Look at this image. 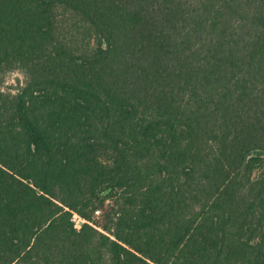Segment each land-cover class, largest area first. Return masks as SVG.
<instances>
[{
    "label": "trees",
    "instance_id": "16d2710c",
    "mask_svg": "<svg viewBox=\"0 0 264 264\" xmlns=\"http://www.w3.org/2000/svg\"><path fill=\"white\" fill-rule=\"evenodd\" d=\"M0 264H264V0H0Z\"/></svg>",
    "mask_w": 264,
    "mask_h": 264
},
{
    "label": "rangeland",
    "instance_id": "374dc122",
    "mask_svg": "<svg viewBox=\"0 0 264 264\" xmlns=\"http://www.w3.org/2000/svg\"><path fill=\"white\" fill-rule=\"evenodd\" d=\"M23 81H24L23 73L19 70H13L3 75L2 87L4 88V90H9V89L14 90L18 88L19 85H22ZM100 215H101V211L97 215V217L98 216L99 217L96 219L99 220ZM73 218H74L76 227L79 228L82 220L77 215H74Z\"/></svg>",
    "mask_w": 264,
    "mask_h": 264
}]
</instances>
